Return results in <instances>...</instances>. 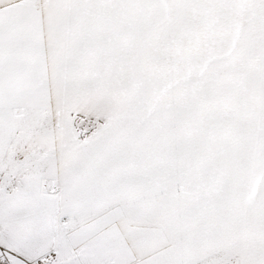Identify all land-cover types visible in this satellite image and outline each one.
<instances>
[{"label": "snow or ice", "instance_id": "obj_1", "mask_svg": "<svg viewBox=\"0 0 264 264\" xmlns=\"http://www.w3.org/2000/svg\"><path fill=\"white\" fill-rule=\"evenodd\" d=\"M0 264H264V0H0Z\"/></svg>", "mask_w": 264, "mask_h": 264}]
</instances>
